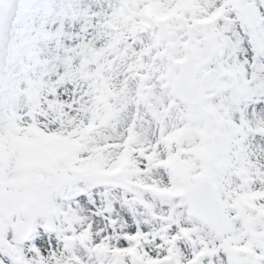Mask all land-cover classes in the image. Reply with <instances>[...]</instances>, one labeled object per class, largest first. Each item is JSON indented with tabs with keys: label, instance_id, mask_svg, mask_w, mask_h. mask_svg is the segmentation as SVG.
Listing matches in <instances>:
<instances>
[{
	"label": "snow or ice",
	"instance_id": "snow-or-ice-1",
	"mask_svg": "<svg viewBox=\"0 0 264 264\" xmlns=\"http://www.w3.org/2000/svg\"><path fill=\"white\" fill-rule=\"evenodd\" d=\"M0 264H264V0H0Z\"/></svg>",
	"mask_w": 264,
	"mask_h": 264
}]
</instances>
